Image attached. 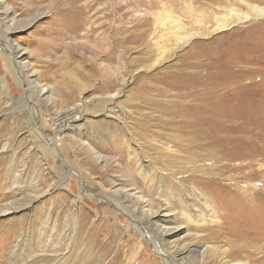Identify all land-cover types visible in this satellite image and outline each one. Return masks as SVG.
Masks as SVG:
<instances>
[{
  "label": "rangeland",
  "instance_id": "rangeland-1",
  "mask_svg": "<svg viewBox=\"0 0 264 264\" xmlns=\"http://www.w3.org/2000/svg\"><path fill=\"white\" fill-rule=\"evenodd\" d=\"M69 1L73 2L75 14L70 15L67 23L73 19L82 22L81 29L76 31L54 20L57 7L63 2L67 11ZM8 3L14 6L19 18L40 15L17 30L14 37L26 48L24 61L37 71L34 78L49 87L52 99L46 110L37 91L30 101L22 83L18 85L13 80L9 95L0 82V248H3L0 253L5 254L4 260L18 241L21 264H56L66 253L68 240L76 239L72 225L66 226L67 215L82 207L88 224L99 228L97 237L106 245L110 241L107 229L119 231L111 241L112 251L105 264L116 252L121 253V264H264V234L257 241L248 239L246 248L241 246L244 234L229 239L209 238L214 224L228 225L225 217L230 212L223 211L216 217L206 213L202 220L194 212L184 216L179 197L200 204L192 191L196 181L189 178L194 176L202 181L219 182L221 186L235 183L232 189L244 193L245 199L259 193L264 201L261 138L264 16H255L249 7V3L264 6V0H9ZM0 21L1 37L6 31L3 20ZM178 23L185 25L179 31L187 39L176 37L173 32ZM219 24L225 28L218 27ZM109 52L115 54V59L106 57ZM3 62L0 57V78L5 73ZM206 62L209 69L204 65ZM183 66L188 69L203 66L214 73L213 102L217 110L213 115L218 122V113L228 106L248 110V116L241 117L240 122L226 121L232 127L231 141L221 142L218 133L214 136L217 144L198 147L191 153L183 150L185 138L193 134L191 131L167 130L158 125V119L178 115L175 113L178 102L183 105L193 102L185 95L186 83L195 81L197 76L204 80L208 74L197 72L185 77L179 74ZM110 70L116 72L114 86L105 91L100 87L109 82ZM110 94L116 96L109 101L106 97ZM31 102L39 109L38 116L28 104ZM39 121L44 124L40 126ZM159 129L183 140L181 145L165 143L167 139L163 140L156 132ZM47 135L59 148V156L45 140ZM115 137L127 141L151 167L171 164L182 171L184 180L175 186L177 190L171 189V181L144 184L140 175L132 176L128 186L135 187L136 181L153 208L173 209L170 218L174 223H183L185 229L177 236L175 247L163 244L161 252L157 251L154 241L157 243L159 229L138 208L137 198L119 196L125 200L126 211L114 207L106 197L108 191L131 176L125 173L130 169L128 160L117 156L112 145ZM81 138L86 144L77 141ZM141 142L156 143L165 152L152 154L155 159L151 161L146 151L141 152L139 145L146 147ZM70 152L75 160L67 164L68 168L60 155L68 160ZM76 168L89 176L85 189ZM168 189L170 192L165 195ZM12 205L20 207L4 211ZM110 207L115 210L110 211ZM232 209L236 211V204ZM130 210L134 211V217ZM260 217L264 219V204L252 218L262 222L264 228ZM201 246L206 248L204 258L200 257ZM57 247L60 249L54 255L52 251ZM132 254L137 256L134 262L128 261Z\"/></svg>",
  "mask_w": 264,
  "mask_h": 264
},
{
  "label": "bare ground",
  "instance_id": "bare-ground-1",
  "mask_svg": "<svg viewBox=\"0 0 264 264\" xmlns=\"http://www.w3.org/2000/svg\"><path fill=\"white\" fill-rule=\"evenodd\" d=\"M8 1L9 0H0V16H2V18L0 19L3 20L5 31H6V35H3L0 37V57L3 61H5L3 62L5 63L4 68H3L5 69V73L2 76L3 78H0V82L2 84V87L5 89L6 94H9V95L12 94L10 93V91H12L13 89L12 87L14 85V81L18 85L22 83L24 88L27 90L29 94L30 101H32V99L34 98L33 96L34 92L37 91L38 97L41 99V101L44 102V106H43L44 109L47 110L48 106L51 103V99H52V95L51 96L48 95V92L50 91L49 87L43 86L37 80V78H34L35 74H37V71L33 69L32 66L29 67L31 64L29 65L28 63L24 61L25 54H26L25 53L26 48H23L22 45L17 40H15V37H14L17 30H19L23 26H26L27 22L30 24L33 21L37 20V18H39L40 15L38 14V15H35L34 17H31V18L28 17L26 19L19 18V16L17 15V11L14 9V6H11L8 3ZM68 4L69 6H68L67 11H65L62 6L63 2L57 7L58 10L55 12V16L57 18L55 19V16H54V20L56 24L58 25L67 24L68 29L72 31H76L79 28L81 29L80 26L82 22L79 20L73 19L72 23H67V19L70 17V15H73V13L75 14V10H74L75 8L74 9L72 8L73 2L69 1ZM249 7L251 8L255 16H258V17L264 16V6H261L259 4L249 3ZM167 15L169 16V14ZM218 27L225 28V25L219 24ZM183 28H185V25L181 23H178L177 25L174 26L173 32L176 34V37H179L182 39L186 38L185 36H180L181 32L179 30ZM106 57L112 60V59H115V54L113 52H109L106 54ZM204 65L206 66V68H208L207 62L204 63ZM203 66L198 67L197 69H193L192 67H191L192 69L191 68L188 69L187 67L183 66L181 70H179L180 71L179 74L184 75L185 77H189L191 76V74L197 73V72H200L199 74L201 75V72L207 71L208 74L206 75L204 80H201V78H198L197 76L195 81H190L186 83L187 92L185 93V95L188 98H191L193 102L187 103L185 105L181 104V102H178L179 105L177 106V109H175V113L178 115H172V116L166 115L164 116V118L158 119V122H159L158 125L161 126L162 129H167V130L173 129L177 131L179 129L180 130L184 129L185 131H191L193 133V134L188 133L189 136L185 138L186 144H185V148H183V150L187 152H191V153L196 152L198 147L202 148V146H210L211 144L212 145L217 144L215 142H218V140L215 139L216 137L214 138V136L218 133L222 137L221 142L231 141L232 133H233V132L231 133L232 127L230 129V126L226 123V121L228 123H230L233 120L240 122L239 120L241 119V117H247L249 113L247 109H241L242 107L240 108L237 105L231 106V107L228 106L227 108L224 109L223 113L217 112L220 115L219 122L214 118L215 116L213 114L217 110L216 109L217 105L213 102V96H215L214 83L216 82V80L214 77V73L210 70L204 69ZM115 74L116 72H114L113 70H110L109 82H107L106 85L104 84L101 85L100 88H104L105 91L111 90L114 86L113 84L114 82L112 80L115 77ZM187 79H190V78H187ZM200 86H204V88L200 89L199 88ZM100 90H103V89H100ZM234 94L236 95V92ZM238 94L236 96H238ZM115 96L116 94H110L106 98L107 100L110 101V99H113ZM223 98H225V96ZM234 98L236 99V97ZM230 99L229 101H231L233 98L231 100ZM239 101L241 100L239 99ZM223 103H225L226 106L228 104L226 101H224ZM28 104L30 105L34 114L38 116L40 113L39 109L33 105V102L28 103ZM50 121L52 120L50 119ZM39 124L41 126L44 123L42 122L41 124V122L39 121ZM262 131H263L262 132L263 137L261 138H262V141L264 142V128L262 129ZM156 132L159 136H161V138L163 137V140L167 139L165 143L171 142L172 144L176 146V145H181L183 141V140L179 141V139L176 136H174V134L172 133H169V132L165 133L163 132V130H160V129L157 130ZM88 137L89 136L86 135V139H88ZM44 138L54 148V151L57 154V156H59L61 152L59 151V148L56 147L55 142L52 141L51 136L47 135V137H44ZM120 139L121 140L116 139L115 137V139L112 142V145L115 148V152L117 156H119L121 159L128 160L130 169L125 170V173L126 174L128 173L131 176L130 177L128 176L127 182H122L121 186H119L118 184L119 187H116L114 190L108 191L107 193L108 195L106 197L108 198V200H110V202L114 203L115 205L117 202L118 205L116 206L113 205L114 207L119 206L120 209L123 207L125 208L126 211H127V205L125 204V200L123 198H131V197L137 198L140 201L138 208L141 210L144 216L148 217L150 221L153 224L157 225L159 229L158 235L156 236L158 238V240H156L157 243L154 241V246H156L157 251L161 252L162 250L161 246L163 244H170L171 246L175 247V245H178L177 239H176L177 236H180L181 233L185 229H184L183 223H174V220L170 218V215L173 212V209L168 210L167 209L168 207L153 208L150 204L147 203L146 201L147 196L145 195L142 188L137 185V182L135 180H134L136 183L135 187L128 188V186L129 184L131 185L130 180L133 179L131 178L132 176L140 175L144 184L147 183L148 181L152 182V184L153 182L155 183L159 182L160 184V183H163L164 181H171L172 182L171 189L177 190L175 186L180 185L182 181L184 180V178L180 175L182 171L180 170V168L172 167L173 165L171 164H161V165L156 164V167H151V164H147V162H145V160L142 158V156L139 154V152L136 149L129 146L127 141H125L123 138L120 137ZM83 140L81 138V139H78L77 141L80 143L86 144L84 143ZM88 143L89 145H92L91 142H88ZM137 143H140V142H137ZM142 144L146 147L139 145V147L141 148V152L146 151L149 154L148 156H150L151 161L155 159L152 154L162 155L165 152V150L163 151L162 147L156 143L150 144V143L144 142ZM182 145H184V143ZM101 155L99 156L101 157ZM60 156L62 159H64V161H66V165L67 164L69 165V163L71 164L73 160H75L73 152H70V154H68L67 156L68 160L64 158V155L62 156L61 154ZM68 165L67 167L69 168L70 166ZM75 170L80 175L81 182H82V188L85 189L86 188L85 184L89 176H87L85 172H83L81 169L76 168ZM68 172L70 175L72 173V169ZM189 178H191V180L196 181L195 184L193 183L192 191H193L194 199L197 200L200 204L198 205L193 201L188 202L183 196L179 195L180 200H181L180 209H182L184 216H191L194 212V214H196L198 218L202 220L206 213H210L212 215H215L216 217V216H219V214L223 213V211L228 210L230 212V214L228 215V218L225 217L227 219L228 225L225 226L224 223L214 224L210 228V231L208 233L209 238L224 237L226 239H229V237H237V236L239 237L240 234H244L243 237H245V239L243 241V244H241V246L246 248L249 245L248 239L256 240V239L263 237L264 228L261 225L262 222H259V221L257 222L256 220L252 219L254 215L256 216V212L261 208V204H264L262 194H259V193L254 194L255 196H252L251 198H248L247 200L245 199L243 195L244 193L241 194L238 191L232 189V188H235V186L237 185L235 183L226 184V186L225 185L221 186V183L219 184V182L216 183L211 180L202 181L200 179L201 177L197 178L194 176H190ZM155 180H157V182ZM186 180H188V178ZM168 190L169 191L165 192V195H167V193L170 192V189ZM119 196L123 198H120ZM16 202L13 204H16ZM232 204L233 205L236 204V211L234 212H232L233 210ZM12 206L8 207L4 211H8L13 208L20 207V205L18 206L12 205ZM114 207H110L109 208L110 211H113L112 209ZM130 211H132V214L130 213V215L131 216L133 215L134 217L135 216L134 211L133 210H130ZM70 215H67L68 220H67L66 226H69L70 224L72 225L71 229L75 231L76 239L72 240L70 237L71 240H68L67 246L65 247L66 253L63 254V257L60 258L56 264H105L106 263L105 259L107 258L108 255L110 256L111 251H112L111 250L112 247H109L112 245L111 241L119 231L115 229L116 232H113L107 229V233L109 234V238L108 237L107 238L110 239V241L109 243L107 242L108 244L106 245L103 241H101L102 239L100 240L97 237L98 232L100 231L99 228H96L93 225L90 226L88 224L87 217L85 213L83 212L82 207L78 209L77 213L72 214L71 216ZM57 243H60V242L57 241ZM18 247L19 245L17 241L14 245H12L11 252H9L5 260H4L5 254L1 252L0 253V264H6V262H9L8 264H21V259H19V254H17V251L19 249ZM0 249L2 250L3 248H0ZM59 249L60 248L57 247V249L53 250L52 253H54V255L57 254ZM199 251H200V257H203L206 253V248L205 247L202 248L201 246L199 247ZM120 254H121L120 252H116L115 254H112L111 256L112 259H110L108 263L109 264H121V261L119 260ZM135 258H137V256H133L132 254L128 261L132 260L134 262ZM50 260H47V263H49Z\"/></svg>",
  "mask_w": 264,
  "mask_h": 264
}]
</instances>
